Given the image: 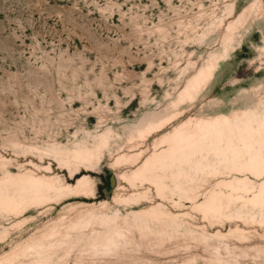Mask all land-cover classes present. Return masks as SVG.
Segmentation results:
<instances>
[{"label":"rangeland","instance_id":"374dc122","mask_svg":"<svg viewBox=\"0 0 264 264\" xmlns=\"http://www.w3.org/2000/svg\"><path fill=\"white\" fill-rule=\"evenodd\" d=\"M248 109L264 123V0H0V264H264V172L227 133L132 178L176 127Z\"/></svg>","mask_w":264,"mask_h":264},{"label":"bare ground","instance_id":"6f19581e","mask_svg":"<svg viewBox=\"0 0 264 264\" xmlns=\"http://www.w3.org/2000/svg\"><path fill=\"white\" fill-rule=\"evenodd\" d=\"M217 62L210 61L209 65L202 67L198 73L189 81L183 91L180 93V98L192 97L199 89L202 83L208 81L213 74V70L216 67ZM247 110H236L232 115L220 114L212 118H201L194 123V126L200 132L201 136L197 139H192L191 135L185 134L183 126L176 127L172 132L166 135L162 142L175 141L176 144L168 149H162L160 152H154L151 156L147 157L142 165L138 167L132 175L133 180H154V177H159L155 173L156 169H163L165 165H169L176 159L180 160V149L179 144L181 140L187 139L186 144L191 148H200L206 140L212 135H218L221 137L224 134H228L226 139L218 138L224 141L222 153L227 161L230 162L231 167L234 169H243L252 172L254 175H261L264 172V155L261 152L264 149V123L257 122L254 126L257 118V114L252 109ZM171 118H167L158 123H154L148 126L147 133H151L154 130H158L164 126ZM90 152L85 150L83 157L86 158ZM27 178V177H26ZM28 181L33 185L36 196H43L46 188H52L51 184L47 182L36 181L33 177L29 176ZM29 183V182H28ZM29 183V184H30ZM86 177L81 178L78 181V187L86 185ZM155 183V182H154ZM30 186V185H29ZM46 187V188H45ZM243 188L248 186L243 185ZM238 186V188H242ZM30 188V187H29ZM54 188V187H53ZM29 190V189H28ZM31 191V189H30ZM35 198V197H34ZM37 198V197H36ZM215 196L211 198V205L214 206ZM252 202L264 201V181L261 182L258 192L253 194ZM121 233H110L106 235L100 243L94 245L92 250L104 251L108 253L112 250H118L121 248L119 237ZM76 247L74 242H70L68 245L69 250H73Z\"/></svg>","mask_w":264,"mask_h":264}]
</instances>
